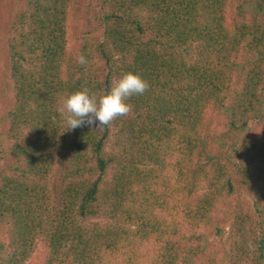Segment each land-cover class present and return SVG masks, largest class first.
I'll list each match as a JSON object with an SVG mask.
<instances>
[{"label": "trees", "instance_id": "1", "mask_svg": "<svg viewBox=\"0 0 264 264\" xmlns=\"http://www.w3.org/2000/svg\"><path fill=\"white\" fill-rule=\"evenodd\" d=\"M16 14L0 27V264H264V0ZM127 72L149 85L128 116L64 131L68 95Z\"/></svg>", "mask_w": 264, "mask_h": 264}, {"label": "clouds", "instance_id": "2", "mask_svg": "<svg viewBox=\"0 0 264 264\" xmlns=\"http://www.w3.org/2000/svg\"><path fill=\"white\" fill-rule=\"evenodd\" d=\"M77 63L86 65L88 61L85 56L80 55ZM148 87L147 81L138 73L127 72L99 98L90 94L87 88L71 93L57 108L65 125L64 131H72L85 125L102 129L118 117L128 116L132 112L128 99L133 95L142 96Z\"/></svg>", "mask_w": 264, "mask_h": 264}, {"label": "rangeland", "instance_id": "3", "mask_svg": "<svg viewBox=\"0 0 264 264\" xmlns=\"http://www.w3.org/2000/svg\"><path fill=\"white\" fill-rule=\"evenodd\" d=\"M17 1L18 0H0V27L2 28L3 31H12L13 29L18 27V21H17L18 17L16 14ZM94 37H97L96 33L94 34ZM3 62H4V51L0 50V86L2 81L1 74L4 72V66L2 65ZM117 65H118V59H117ZM4 128H5V124L2 122V117L0 116V130H4ZM107 177H109V173L107 174ZM97 220L102 224H104L106 221L104 217H99V219ZM91 221H95V220L93 219ZM209 240H211V242L213 243H217L219 247L224 246L226 249L229 244L227 239L220 241V239L216 237H210ZM220 264H225V260H221Z\"/></svg>", "mask_w": 264, "mask_h": 264}]
</instances>
